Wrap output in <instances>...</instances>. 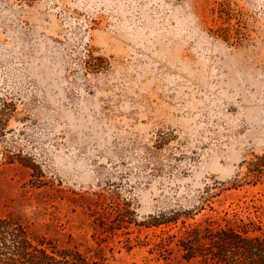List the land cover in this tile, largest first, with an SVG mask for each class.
I'll use <instances>...</instances> for the list:
<instances>
[{"label": "rangeland", "instance_id": "1", "mask_svg": "<svg viewBox=\"0 0 264 264\" xmlns=\"http://www.w3.org/2000/svg\"><path fill=\"white\" fill-rule=\"evenodd\" d=\"M172 211L264 227V0H0V215L107 264H209L152 249L137 223Z\"/></svg>", "mask_w": 264, "mask_h": 264}, {"label": "trees", "instance_id": "2", "mask_svg": "<svg viewBox=\"0 0 264 264\" xmlns=\"http://www.w3.org/2000/svg\"><path fill=\"white\" fill-rule=\"evenodd\" d=\"M183 214L186 213L163 212L137 224L155 228L153 232L158 241L152 249L165 256L177 251L184 259L200 258L209 264H264L262 221L224 217L225 223H222L208 217L203 222L188 223L184 215L178 227ZM175 227L177 231H173ZM0 264L107 263L104 258H89L78 248H61L54 239L34 233L16 216L0 215Z\"/></svg>", "mask_w": 264, "mask_h": 264}]
</instances>
